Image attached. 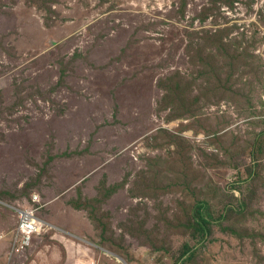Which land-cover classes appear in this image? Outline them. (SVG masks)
Listing matches in <instances>:
<instances>
[{
  "label": "rangeland",
  "instance_id": "1",
  "mask_svg": "<svg viewBox=\"0 0 264 264\" xmlns=\"http://www.w3.org/2000/svg\"><path fill=\"white\" fill-rule=\"evenodd\" d=\"M24 207L0 264H264V0H0V236Z\"/></svg>",
  "mask_w": 264,
  "mask_h": 264
},
{
  "label": "crops",
  "instance_id": "2",
  "mask_svg": "<svg viewBox=\"0 0 264 264\" xmlns=\"http://www.w3.org/2000/svg\"><path fill=\"white\" fill-rule=\"evenodd\" d=\"M43 209L46 210L45 208H43ZM38 218L42 221V227H41V230L39 233H41L45 229L48 230L52 227V224L48 223L50 221L46 220L45 218H41L39 216H38ZM58 226L60 228H62L61 230H63L64 232H69L71 234H74L75 236H80V235L84 234L83 231H78L75 228H71L70 226H68L66 224H61ZM91 229H94V227L92 226ZM88 231L91 233V230H88ZM12 232H11V236L9 233L2 234L0 236V259H7V255H8L10 250H11L10 253L15 252V250L13 249L14 235H12ZM80 238L87 241L89 245L87 247H85V246L81 245L80 243H77L78 245L70 244L71 249H73V259H81L79 262H77V264H93V263H95V264H118L117 262H115V260L108 259V256L100 253V251L93 248L94 246H97V247L103 249L102 246L97 245L95 242H90V241H88L82 237H80ZM86 238H88L87 235H86ZM99 240H102L101 235H100ZM5 248H7L8 250L6 249V252L3 253V251H5ZM1 251H2V253H1Z\"/></svg>",
  "mask_w": 264,
  "mask_h": 264
},
{
  "label": "built area",
  "instance_id": "3",
  "mask_svg": "<svg viewBox=\"0 0 264 264\" xmlns=\"http://www.w3.org/2000/svg\"><path fill=\"white\" fill-rule=\"evenodd\" d=\"M36 201H38L37 197L33 196L32 202L37 203ZM41 227L42 221L36 216V209L34 207L19 209L18 222L12 232V235H14L13 249L15 251L23 249V247L30 242L32 237L40 232Z\"/></svg>",
  "mask_w": 264,
  "mask_h": 264
},
{
  "label": "trees",
  "instance_id": "4",
  "mask_svg": "<svg viewBox=\"0 0 264 264\" xmlns=\"http://www.w3.org/2000/svg\"><path fill=\"white\" fill-rule=\"evenodd\" d=\"M209 12H213V10L210 8ZM218 32H220V31H218ZM218 32H216V33H218ZM218 36L219 35H216V34H213L212 37H211V35H207V38H210V41H211V39H214ZM96 204H97V201H95L94 203L88 204L87 206L83 205V204L82 205L76 204V205H74V207H76L78 209H82V208L88 209L91 211V208L96 206ZM205 208H209L208 203H206V202L198 203V205L196 206V209H195V213L193 215H190L186 221V226L193 228L195 231H197L198 234H201L202 237L209 236V234L211 233V229H212L210 219L208 218V216H206V214H204ZM108 214L109 213H107V212H101V215H103V216H108ZM96 218L99 219L98 217H96ZM99 225L101 227H104V222L101 219H99ZM102 238L106 239V235L103 233H102Z\"/></svg>",
  "mask_w": 264,
  "mask_h": 264
},
{
  "label": "bare ground",
  "instance_id": "5",
  "mask_svg": "<svg viewBox=\"0 0 264 264\" xmlns=\"http://www.w3.org/2000/svg\"><path fill=\"white\" fill-rule=\"evenodd\" d=\"M229 1V0H228ZM210 8H212L211 6H210ZM230 9V8H229ZM230 11L231 12H233L232 11V9H230ZM232 19V21L231 22H233V24H234V26H236V27H238V28H240L239 30H240V32L242 33V34H245V24H238V23H236L235 22V18H231ZM219 31H221V30H219ZM210 32V31H209Z\"/></svg>",
  "mask_w": 264,
  "mask_h": 264
}]
</instances>
